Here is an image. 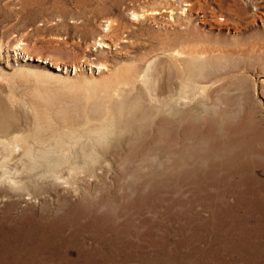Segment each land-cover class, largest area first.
Listing matches in <instances>:
<instances>
[{"label": "rangeland", "instance_id": "1", "mask_svg": "<svg viewBox=\"0 0 264 264\" xmlns=\"http://www.w3.org/2000/svg\"><path fill=\"white\" fill-rule=\"evenodd\" d=\"M168 7L174 19L130 17ZM104 18L115 20L107 33ZM191 35L242 54L239 73L223 78L219 113L197 102L185 118H170L163 140L144 129L122 148L144 161L120 170L109 158L104 182L38 181L29 194L0 187V264H264V0H0V72L47 69L13 50L19 37L43 55L85 58L90 73L100 61L111 70L143 62ZM99 36L107 46L92 44ZM15 106L20 112L4 116L13 131L25 126L24 107Z\"/></svg>", "mask_w": 264, "mask_h": 264}, {"label": "bare ground", "instance_id": "2", "mask_svg": "<svg viewBox=\"0 0 264 264\" xmlns=\"http://www.w3.org/2000/svg\"><path fill=\"white\" fill-rule=\"evenodd\" d=\"M182 3L180 14L186 15L191 3ZM162 12L170 19L176 13L172 7L162 11L141 8L131 10L130 17L139 20L146 14ZM101 22L102 32L107 33L115 20L104 18ZM96 42L107 46L102 36L92 44ZM225 48L220 50L218 39L185 36L175 43L169 42L143 62L134 60L111 70L100 61L95 64V72L88 73L83 72L87 66L85 58L67 62L33 51L22 38H16L13 41L16 53L27 60L44 62L48 67L21 64L11 74L0 72V104L3 103L0 105V187L29 194V186L48 181L78 189L80 181L87 182L86 178H100L104 182L110 169L104 170L101 165L108 168L111 157L119 161L120 170H126V164L144 161L142 155L132 157L122 150L124 144L140 138L144 129L149 128L150 135L153 132L152 135L159 134L162 139L163 131L172 124L170 118L178 113L180 118L184 117L197 102L206 112L212 109L219 113L223 78L239 73L238 54H241L239 50ZM63 89H77L81 95H68ZM17 92H23L27 99L17 97ZM12 102L24 107L22 130L13 131L8 125L10 117L20 112ZM5 114L10 117H4ZM179 120V123L183 121ZM179 127L186 131L185 126ZM115 230L116 227L112 231Z\"/></svg>", "mask_w": 264, "mask_h": 264}]
</instances>
